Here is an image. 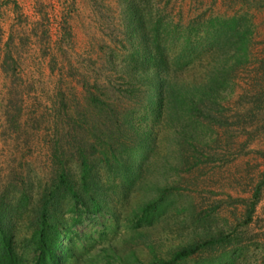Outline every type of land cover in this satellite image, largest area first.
<instances>
[{
	"label": "rangeland",
	"instance_id": "rangeland-1",
	"mask_svg": "<svg viewBox=\"0 0 264 264\" xmlns=\"http://www.w3.org/2000/svg\"><path fill=\"white\" fill-rule=\"evenodd\" d=\"M132 4L133 0H0V193L14 197L16 203L24 193L36 203L58 183L62 169L79 182L84 154L102 191L97 198L103 201L101 212L83 213V223L72 235L73 246L79 249L73 264H150L156 256L169 259L181 246L230 233L247 248L238 256L227 253L221 259L224 264H264V190L251 221L245 222L255 187L264 179L260 96L264 94V0H136L141 11L153 9L157 18L178 24L202 14L248 13L254 55L258 54L240 71L229 95L231 114L239 117L227 128H200L205 135L202 144L188 142L182 130L190 123L177 122V115L169 111L170 119L161 120L149 147L142 139H128L136 133L137 122H147L143 105L127 96L131 79L123 77L129 73L128 55L135 48L123 35ZM135 43L142 45V40ZM212 60L213 67L218 60L214 49L196 66L173 71L174 82L191 85L206 67L211 68ZM87 85L113 108L96 112L89 104V122L83 123ZM58 91L66 93L68 109L55 111ZM255 104L260 107L254 108ZM16 109L20 112L13 118ZM113 110L117 120L110 118ZM72 117L82 124L74 132L69 128ZM96 135L112 137L113 145L106 147L103 137L97 141ZM139 147L145 149L136 154L137 178L128 186V178L117 168L129 164ZM144 155L147 158L141 162ZM114 156L120 160L114 161ZM149 202L154 206L143 218L142 206ZM68 204L72 201L66 199L61 208L69 209ZM73 216L75 212L65 211L67 226ZM27 219L17 218L21 240L29 235ZM219 251H206L183 264L213 262Z\"/></svg>",
	"mask_w": 264,
	"mask_h": 264
},
{
	"label": "trees",
	"instance_id": "trees-1",
	"mask_svg": "<svg viewBox=\"0 0 264 264\" xmlns=\"http://www.w3.org/2000/svg\"><path fill=\"white\" fill-rule=\"evenodd\" d=\"M143 11L137 7L136 0H133V4L128 10V27L123 35L131 46L134 44L135 48L134 51L130 50L128 55L130 57L127 61V66L130 67L129 73L123 77L132 81L129 84L130 89H127V96L133 97L135 102L143 105L140 107L144 112L145 118H143L147 122L151 121L149 124L137 122L136 127L133 123L136 133L132 137L129 136L128 139L130 142L142 139L143 145L151 146L149 144L151 138L157 137L155 129L163 118L170 119L171 116L167 114L169 111H174L173 114L177 115L176 121L185 119L184 121L190 123L188 128L182 130L186 140L202 144L200 142L205 135L200 134V128L205 129L206 126L211 125L224 129L231 124L235 117L231 114L227 100L232 90L236 88L240 71L251 65L258 56L256 51L254 55L252 19L248 13L209 17L202 14L193 17L187 24H178L171 19L157 18L158 12L153 9ZM138 40H142V45H136L135 42ZM122 44L119 42V45ZM212 49L216 51L217 63L212 67L213 60L209 62L211 68L206 67L202 76L197 78L201 80H193L191 85L185 81L181 84L174 82L173 71H182L196 66L205 53L207 56ZM111 56H114L113 52ZM7 70L8 68H6ZM84 89L89 97L86 108L91 104L96 112L103 113L110 111L108 108H113L112 105L107 104L105 99L91 91L92 89L88 85ZM124 92L126 93V91ZM189 92L192 93L188 95ZM263 95L260 93L262 100H264ZM257 101L260 102L258 99ZM54 103L57 105L55 111L60 107V110H63L64 107L68 109L71 104L68 103L64 91L56 93ZM19 105H21V101ZM259 107L255 104L254 108L258 109ZM86 108L83 107L82 115H80V118H83V123L84 121L89 122L90 115ZM68 111H66L67 115H69ZM141 111L139 112L141 113ZM19 112V109L13 111V118ZM114 112L113 110L110 118L117 120V112L115 114ZM81 125L78 120L73 119L72 127L70 125L69 128H72V132H74L75 128L77 129ZM95 137L97 141L103 137L102 140L106 147L113 145L112 137L108 139H105L104 135ZM139 148L141 149L129 159V164L119 165L117 168L122 177L128 178L126 181L128 186L137 178L135 170L139 168H137L136 154L142 153L145 149ZM102 155H106L105 151L102 152ZM146 158L147 156L144 155L141 162H144ZM57 159L58 162L63 163L61 158L57 157ZM115 160L120 159L114 156ZM81 167L79 182H74L69 173L62 169L58 183L54 187L47 188L36 203H32V200L29 201L30 198L24 193L22 198L16 200L17 203L12 201L14 197L0 193V264H73L77 261L79 249L73 246L72 235L76 234V227L83 223V213L97 214L101 212L103 201V199L97 198L99 192L102 191L97 188L98 179L93 173L89 156L82 154ZM263 190L264 179L258 182L255 187L251 197L252 201L247 209L246 223L251 221ZM66 199L72 201V204H68L69 209H65V211L75 212V217H72L68 226L63 217L65 211L61 208ZM153 206V202L142 206L143 218L149 216L145 214ZM25 216L28 217L27 227L30 231L29 235L21 240L16 227L18 225L17 218ZM246 248L240 237H235L232 233L219 234L176 248L169 259L156 256L150 264H183L195 255L206 251L217 252L218 250H220V254L217 260L207 261L203 264H224L225 262L221 259H225L227 253L233 251L235 256H238ZM137 262L139 261L137 260Z\"/></svg>",
	"mask_w": 264,
	"mask_h": 264
}]
</instances>
